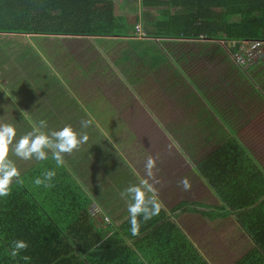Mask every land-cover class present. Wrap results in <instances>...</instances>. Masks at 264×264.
Returning <instances> with one entry per match:
<instances>
[{
	"label": "trees",
	"instance_id": "trees-1",
	"mask_svg": "<svg viewBox=\"0 0 264 264\" xmlns=\"http://www.w3.org/2000/svg\"><path fill=\"white\" fill-rule=\"evenodd\" d=\"M119 1L0 0V33L140 37L135 27L140 24L141 37L163 39L189 84L241 141L229 139L198 163L200 174L226 204L216 207V214L227 213V205L241 211L240 222L255 242L231 264H264V61L244 69L226 47L212 41L264 39V0H123L134 5L132 13L116 15ZM153 4L167 7L157 15L147 9L133 13ZM27 127L21 130L28 132ZM240 145L249 154H239ZM47 157L23 171L19 181L14 178L11 194L0 197V264H210L157 201L158 215L138 218L139 235H132L129 217L118 225H96L89 210L91 191L81 181L84 173L76 178L66 164L54 167L53 156ZM250 159L261 171L245 167ZM226 168L234 169L236 179L220 181ZM52 169L56 174L46 181L52 187L34 183ZM241 196L244 200H234ZM196 205L184 209L214 212ZM15 240L26 241L28 248L13 257Z\"/></svg>",
	"mask_w": 264,
	"mask_h": 264
},
{
	"label": "crops",
	"instance_id": "crops-1",
	"mask_svg": "<svg viewBox=\"0 0 264 264\" xmlns=\"http://www.w3.org/2000/svg\"><path fill=\"white\" fill-rule=\"evenodd\" d=\"M131 6L134 5H128L120 0L115 5V14H129ZM164 7L167 5L153 4L149 8L140 6L136 13L147 9L152 15H157ZM25 35L29 38L32 36L31 39L36 47V39L40 38L50 39L59 45V38ZM68 39H74L75 42L81 43L78 47H84L82 51L78 50L74 62L69 54L62 55L60 60L56 56L47 57L49 54L44 53L42 49L40 52H43L47 69L44 72L37 71L38 77L33 78L36 82L31 80L30 84H26L22 77L6 78L11 94L19 106L26 109L25 111H30L32 122L19 123L17 122L19 120L14 121L5 117L8 115L7 112L13 110L11 107L0 108V111L4 112V117L0 119L4 120L5 124L21 127H39V121L44 120L47 122L46 127L56 128L72 124L81 127V120L91 119V125L82 130V133L86 132L88 135L87 143L82 144L71 154H64V164L67 165L69 174L76 178L78 173H84L81 181L85 188L91 191L92 196L89 210L92 206L98 210L93 217L96 225L102 227L113 221L112 217L110 219L102 210L104 207L102 196L103 191L108 189L107 184L116 180V196H120L118 201L129 202L128 197L121 196L124 190L120 188L119 176L124 173L134 179L131 172L133 168L142 181L153 185L154 193L147 195L152 196L166 209L171 219L203 256L204 252L190 235L192 229L183 228L177 218H181L188 225L187 220L193 214L196 222L209 224L214 231H221L223 249L220 248V254L238 255L224 264H231L249 252L255 246V242L240 222L241 211L227 205L223 209L228 210L227 213L203 216L195 210L184 209L195 203L200 211L212 210L215 213L216 207L226 205L223 198L200 174L198 163L229 139L232 138L237 144H241V141L236 133L228 130L200 93L189 84L165 51L162 45L163 39L137 35L70 36ZM94 39L96 42L93 41ZM65 41L67 40H63ZM88 41H91L90 45L83 44ZM212 41L226 47L231 55L232 51L227 42L223 40L221 42V39ZM261 60L264 61V58ZM39 65H44L41 60L37 61V67ZM2 105L0 103V107ZM40 112H51V117H44ZM131 128H138L139 132L136 133V130ZM45 131L47 133V130ZM238 153L249 154L243 145H240ZM94 154H105L104 159L108 154L115 155L116 158L118 156L119 166L115 180L106 176L98 182L95 180L98 183L96 185L90 181L93 171L84 172L77 168L78 159L89 160L90 157L92 164L101 162L94 157ZM50 155H52L51 150L47 152V156ZM149 155L156 159V167L153 169L154 178L148 177L145 172L144 164ZM39 161L29 164L24 171L26 172ZM55 165L54 160V167ZM245 167L250 171L254 169L261 171L259 163L253 159H250ZM184 176H187L191 183L188 191L177 184ZM228 179H236L234 169L226 168L220 181ZM104 180L106 185L101 189L100 184H104ZM134 181L136 185H140L138 180ZM96 192H100L101 196L98 197ZM236 199L244 200L242 196L234 200ZM179 204H183L184 207L175 211L176 214H171L169 210ZM232 204L233 201L231 206ZM106 217L110 222L106 221ZM127 217L129 215L121 219L120 223Z\"/></svg>",
	"mask_w": 264,
	"mask_h": 264
},
{
	"label": "rangeland",
	"instance_id": "rangeland-1",
	"mask_svg": "<svg viewBox=\"0 0 264 264\" xmlns=\"http://www.w3.org/2000/svg\"><path fill=\"white\" fill-rule=\"evenodd\" d=\"M129 5V4H128ZM125 10H127L125 8ZM138 11H133V13H136ZM130 13H132L130 11ZM129 27L133 26V24L128 25ZM132 35L136 36V34L132 33ZM32 38V36H31ZM26 36L25 34L21 33H0V103L3 105L0 107L1 109L11 107L13 108L12 111L7 112L8 115L5 117L12 118L14 121H17L19 123L25 122L31 123L32 120L30 119V111H25L26 109H23L13 95L11 94V90L9 88V85L6 82V78H14V77H22L24 82L26 84H30L31 80L36 82L34 80V76H37V71L44 72L47 68V63L43 60L44 57L40 50L44 49V53L49 54L48 56L58 57L60 60L62 58V55L69 54L70 59L72 62H74L75 57H77L78 50L82 51L84 47H78L81 43L75 42L74 39H63L62 37H52V38H59L58 42L59 45H57L54 41L50 39H36L37 41V47L34 45L33 39H31ZM63 40H67L63 42ZM92 40V39H89ZM95 41V39L93 40ZM92 41V42H93ZM96 42V41H95ZM222 42V40H221ZM101 43V42H99ZM83 44L90 45L91 41L85 42ZM86 47V46H85ZM82 54V53H81ZM80 54V55H81ZM95 57V56H93ZM54 59V58H53ZM57 59V60H59ZM41 60L43 62V66L37 67V61ZM67 60V59H66ZM130 71H133L130 69ZM31 74V75H30ZM38 77V76H37ZM160 77V76H158ZM30 96V95H27ZM41 115L44 117H51V112H40ZM4 117V112L0 111V118ZM0 124H5V121L0 119ZM16 130V136L13 139V142L9 145V151L7 158L11 160L15 166L17 167L18 171L21 173L25 170V168L37 160L35 157H33L30 160H23L20 157L15 155V144L20 139V137L24 134H26V131L21 130V126L13 125ZM73 129L76 131L82 133L83 128L82 127H75L77 125L72 124L71 125ZM80 126V125H78ZM61 127H46L42 128L41 131L45 134L50 135L52 131L59 130ZM34 127H27L24 129H27L28 132L32 131ZM135 129V128H131ZM47 130V133L46 131ZM136 133L139 132V129L136 128ZM46 153L49 152V149H45ZM103 155L105 154H94V157L98 160H101V162H98L97 164H92L87 159H78L77 162V168L79 170H83L84 172H88V170L93 171L94 174L90 175V181L96 185H98V180L103 179L104 177H108L109 179L115 180L117 176V167L118 165V156L116 158L115 155L108 154L107 158H103ZM134 179L130 178L129 176L125 175L124 173H121L119 176V183L121 190H125L130 185H136L135 179L139 181L141 184L142 180L140 177L136 174L135 170L132 168L131 170ZM95 178V179H94ZM96 180V182H95ZM117 181H113L112 183L107 184L108 189L104 192L102 199L104 200V207L102 208L105 215H107L110 219L112 217V223L119 224L120 220L124 217L128 216V210H127V203L129 202H119L118 198L120 196H116V190L115 187L117 185ZM134 183V184H133ZM106 185V181L104 180V184H100V188L103 189V186ZM98 197H100V192L95 193ZM127 197V196H125ZM120 203V204H119ZM112 205V207H111ZM96 208V207H94ZM97 209V208H96ZM198 210V209H195ZM98 211V210H97ZM207 212H211L207 211ZM97 213V212H96ZM96 213L94 215H96ZM99 214V212H98ZM176 214V213H171ZM197 215V214H195ZM206 215V214H201ZM211 215L216 216V212H211ZM198 216V215H197ZM200 217V216H199ZM202 218V217H200ZM107 221V220H106ZM177 221L183 228H190L192 231H190V235L192 238L197 242L199 247L204 252V257H206L210 263L212 264H224L234 258H236L238 255L235 256H227L225 254H220V248L223 249V244H221L223 235L221 231H214L211 229V225L209 224H201L199 222H196V218L192 214V216L189 217L187 220L188 225H186L181 218H177ZM197 227V229L194 230V228ZM194 230V232H193ZM226 258V259H225Z\"/></svg>",
	"mask_w": 264,
	"mask_h": 264
},
{
	"label": "clouds",
	"instance_id": "clouds-1",
	"mask_svg": "<svg viewBox=\"0 0 264 264\" xmlns=\"http://www.w3.org/2000/svg\"><path fill=\"white\" fill-rule=\"evenodd\" d=\"M91 119L81 120L80 125L82 128H88L91 125ZM47 126L44 120L39 121V127H34L32 131L22 135L15 144V155L23 160H30L35 157L36 160H46L47 153L45 149L52 151L53 159L57 167L62 166L64 161V154H71L74 150L87 143L88 135L86 132L77 133L71 125H65L59 130L52 131L50 135L41 131L42 128ZM16 136L15 127L11 124H0V197H6L11 194V184L13 179L19 181L20 172L15 164L7 158L9 145L13 142ZM145 172L148 177L154 178L155 174L153 169L156 167V159L149 155L144 164ZM55 170H47L43 174V179L37 177L34 181L36 185L44 184L45 187H52L51 181L55 176ZM22 182V181H21ZM158 183L159 181H155ZM178 186L183 190L188 191L191 188L190 180L187 176L181 177ZM154 187L147 181H142L140 185H130L121 192V196H127L129 203L127 210L131 224L132 235H139L140 220L142 217L144 221L151 219L153 216L158 215L160 205L156 200L147 195L154 193ZM106 220L109 218L106 217ZM110 222V220H109ZM28 244L24 240L13 241L11 249V256L19 255L21 250L27 249ZM25 260L30 259L28 256L23 257Z\"/></svg>",
	"mask_w": 264,
	"mask_h": 264
},
{
	"label": "built area",
	"instance_id": "built-area-1",
	"mask_svg": "<svg viewBox=\"0 0 264 264\" xmlns=\"http://www.w3.org/2000/svg\"><path fill=\"white\" fill-rule=\"evenodd\" d=\"M135 27L141 36L144 35L140 24H136ZM223 42L226 41L223 40ZM228 45L231 48V55L234 62L244 69H248L257 63L258 60L264 58V39L243 38L233 40ZM96 212L97 209L92 206L90 209L91 215H94Z\"/></svg>",
	"mask_w": 264,
	"mask_h": 264
}]
</instances>
